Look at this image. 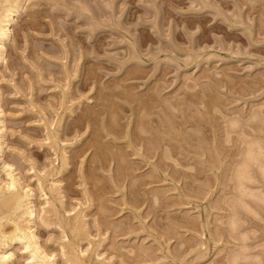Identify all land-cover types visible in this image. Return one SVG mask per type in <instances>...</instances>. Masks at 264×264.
Masks as SVG:
<instances>
[{
    "label": "rangeland",
    "instance_id": "1",
    "mask_svg": "<svg viewBox=\"0 0 264 264\" xmlns=\"http://www.w3.org/2000/svg\"><path fill=\"white\" fill-rule=\"evenodd\" d=\"M84 1L97 11L95 19L87 12L80 15L77 0H68L71 6L66 8L61 2L25 0L26 7L11 26V37L6 43L7 58L0 64L3 111L0 118L6 120L7 130L0 180L9 179L10 168L4 165L6 162L23 185L33 189L32 199L37 210L49 207L44 203L52 197L49 188L55 183L64 206L59 202H54V206L64 213L62 215L68 218L70 214L85 212L82 215L91 242L84 241L75 249L78 247L79 254L82 251L90 254L97 247L95 251L105 264H235L237 257L238 260L241 257L238 264H264V178L257 167L250 165L257 183L244 184L256 197L250 196V192L249 195L243 193L244 196L234 182V170L243 159L240 153L247 149L246 145L249 147V141L259 140L264 152V0H113L115 14L111 20L121 23L116 27L106 25L109 18L105 13L107 0ZM34 19L36 26H32ZM19 20L29 23L26 29L18 30ZM91 20L101 28L94 29ZM66 72L69 75H65ZM156 88L160 92L156 90L155 94ZM117 89L122 90V94ZM65 92L69 93L66 94L68 98ZM127 92L131 102L127 100ZM204 92L217 100L214 98L206 105L201 97ZM102 93L106 95L101 96ZM189 95L198 96L194 98L197 101H191ZM158 96L162 97L160 104H153V110L152 104L147 106L149 116L145 111L146 118L142 120L146 129L156 134L153 138L159 141L152 139L153 142L143 134L147 136V144L141 134L136 138L135 123L139 120L140 107L137 110L135 106L139 100L141 103L147 101V105L151 98ZM32 100L37 109L33 108ZM111 102L114 108L116 105L119 108L116 111L121 128L117 137L107 133L106 128V106H111ZM179 104L182 110H171L170 105ZM41 107L46 110L43 112ZM90 108L99 111V118L91 116L94 111ZM89 116L99 119L96 121L98 130L93 122H85ZM81 118L84 119L82 123ZM159 119L163 129L157 124ZM45 120L52 123L49 128L59 138L57 150L55 146L52 150L44 145L47 143L44 141ZM179 124H182V132L178 130ZM189 124L204 132L196 128V134ZM164 129L169 132L164 133ZM227 133L229 142L222 143ZM95 135L103 144L124 150L130 167L133 165L135 169L131 167L132 171L116 177L117 163L113 153L106 154L105 162L94 157L97 156L95 149L89 144ZM205 137L208 142L199 140ZM129 140L133 141L131 147ZM206 143L212 149L207 151ZM128 148L133 149L134 154ZM164 149L169 154L172 150L177 154L168 156L163 153ZM64 155L68 159L67 166L61 168ZM45 170L54 174L45 184V192L49 191L46 196L37 182ZM92 172L100 178L101 184H106V189L101 184L93 189L89 180ZM128 175L136 178L135 182L139 181L135 183ZM156 197L159 198L156 200ZM100 201H104L103 205L110 212L101 213ZM231 201L232 207L236 206L233 209L228 205ZM106 216L110 218L104 219ZM233 219L240 224L234 226ZM181 220L188 222H184L185 225ZM41 223L38 220L36 227L39 243L48 251L46 253L55 254L58 264H65L59 257V241L73 242L71 234L66 231L64 235L63 229L46 228ZM170 231L175 232L171 237ZM96 242L102 243L100 247L94 245ZM117 248L119 251H115ZM137 249L141 251L138 253ZM10 251L15 254L13 264H31L21 245ZM197 254L204 257L199 260Z\"/></svg>",
    "mask_w": 264,
    "mask_h": 264
},
{
    "label": "bare ground",
    "instance_id": "2",
    "mask_svg": "<svg viewBox=\"0 0 264 264\" xmlns=\"http://www.w3.org/2000/svg\"><path fill=\"white\" fill-rule=\"evenodd\" d=\"M25 0H0V64L4 61V60H6V58H7V48H6V43L10 40V37H11V26H12V24L14 23V22H16V19H17V17H18V15H20L21 14V12H22V10H23V8L24 7H26V5L24 6V4H23V2H24ZM46 1V3L47 2H50V3H56V4H58L59 2H61L62 4H63V7H65L66 8V6H68V5H70V4H68L67 2H68V0H45ZM78 2H79V5H78V7H76L77 8V10H79L80 12H81V14L80 15H82V13L83 14H85L86 12L87 13H89L90 14V17H91V19H95V17H96V14H97V11L96 10H92L91 9V7L84 1V0H77ZM60 3V4H61ZM33 5H35V4H32V6ZM71 6V5H70ZM70 6L68 7V8H70ZM206 6V5H205ZM30 7H31V5H30ZM59 8V7H58ZM72 8H74V7H72ZM29 9V8H28ZM74 10H75V8H74ZM76 10V11H77ZM99 10V9H98ZM103 10V9H102ZM104 11V10H103ZM105 13L107 14V15H109V18H108V21H107V24L106 25H113L114 27H116L117 25L118 26H121L120 24L121 23H113V21L111 20V18H112V16L115 14V8H114V1L113 0H107V4H106V7H105ZM99 15V14H98ZM87 17H89L88 16V14L86 15ZM101 16V15H100ZM33 17V16H32ZM86 17V18H87ZM89 17V18H90ZM107 17V16H106ZM37 18V17H36ZM35 18V19H36ZM34 19V23H32V26H36V24H35V22H36V20ZM38 19V18H37ZM26 20V19H25ZM30 20V19H29ZM20 21V20H19ZM92 21V20H91ZM28 22V21H27ZM92 22H94V21H92ZM115 22V21H114ZM19 23V22H18ZM106 23V22H105ZM105 23H104V25H105ZM103 24V23H102ZM29 25V23H26L24 20H22V21H20V23H19V26H18V30H24V29H26L27 28V26ZM262 25V24H261ZM264 25V24H263ZM93 27H94V29H96V28H98V29H100L101 28V25L99 24V23H97V22H94L93 23ZM114 27H112V28H114ZM31 28V27H30ZM39 28V27H38ZM37 28V29H38ZM103 28V27H102ZM104 28H106V27H104ZM109 28H111V27H109ZM33 29H34V27H33ZM124 29V28H123ZM17 30V31H18ZM116 30V29H115ZM119 30V29H118ZM61 31V30H60ZM22 32V31H21ZM128 32V31H127ZM19 33V32H18ZM144 35H146V34H144ZM15 36V35H14ZM17 36V35H16ZM18 37V36H17ZM146 38H148L147 36H146ZM16 39V38H15ZM130 39V38H129ZM128 39V40H129ZM79 41V40H78ZM136 41V40H135ZM80 42V41H79ZM142 42V41H141ZM134 43V42H133ZM132 44V43H131ZM134 47V46H133ZM82 57V56H81ZM67 70V69H66ZM65 70V71H66ZM93 70H95V69H93L92 68V71ZM64 71V72H65ZM92 71L90 72V71H88L87 70V72H90V73H92ZM87 72H86V74H87ZM95 72V71H94ZM68 72H66V74L65 75H69V74H67ZM89 75H91V74H89ZM86 77V76H85ZM68 78H70V77H68ZM88 79V81H89V79L91 80L92 79V77H90V78H87ZM87 79H85L86 81H87ZM259 81V80H258ZM97 82H98V79H97ZM257 82V81H256ZM255 82V83H256ZM86 83V82H85ZM88 83H90V82H88ZM87 84V83H86ZM96 84H98V83H96ZM116 84V83H115ZM258 84V83H257ZM118 85V84H117ZM122 85V84H121ZM120 86V85H119ZM117 87V86H116ZM159 87V86H158ZM113 88H114V86H113ZM118 88H120V87H118ZM112 89V88H111ZM116 89V88H115ZM121 89H122V87H121ZM118 91H120L119 89H117ZM123 90V89H122ZM121 90V91H122ZM157 90V92H160V89H155L154 90V92ZM0 91H1V89H0ZM33 91V90H32ZM115 91V90H114ZM120 91V94H122V92ZM125 91V90H124ZM68 92V91H67ZM67 92H65V96L68 98V96L66 95V94H69V93H67ZM126 92V91H125ZM154 92L152 93V94H154ZM207 92H210L209 90L207 91ZM110 93V92H109ZM114 93H116V91L114 92ZM117 93H119V92H117ZM205 93V92H204ZM212 93V92H211ZM103 95H101V96H104V95H106L105 93H102ZM113 94V93H112ZM123 94H124V92H123ZM130 94V93H129ZM155 94H156V92H155ZM32 95V94H31ZM109 95H111V93L109 94ZM116 95V94H115ZM125 95L128 97V99L127 100H129V96H128V92L127 93H125ZM124 95V96H125ZM201 95H204V96H201L202 97V99H207V101H204V100H202V99H200V100H202V102H205V104H206V102H208L209 104L210 103H212L213 101V99L214 98H216V97H213L210 93H205V94H201ZM70 96V95H69ZM118 97H120L119 96V94L117 95ZM124 96H122V98L124 97ZM131 96V95H130ZM134 96V95H133ZM132 96V97H133ZM153 96V95H152ZM157 96V95H156ZM190 96V100L191 101H197V100H195V99H198V96H195V95H192V97H191V95H189ZM100 97V96H99ZM106 97V96H105ZM109 97V96H108ZM110 97H112V96H110ZM113 97H114V94H113ZM131 97V98H132ZM149 97H151V94H150V96ZM153 97H155V96H153ZM200 97V98H201ZM115 98V97H114ZM113 98V99H114ZM121 98V97H120ZM133 98H135V97H133ZM137 98V97H136ZM135 98V99H136ZM195 98V99H194ZM63 99H66V98H63ZM112 99V100H113ZM123 99H125V97L123 98ZM134 99V100H135ZM147 99H148V97H147ZM146 99V100H147ZM161 99H162V97H159L158 96V98H151V100H150V98H149V100L151 101L150 103H147V105H146V102H143V103H141V101H140V103H139V101L137 102L138 104H136L137 106H135L136 108L138 107H140V109L138 110V108H137V112H138V114H139V120H137L138 121V123H137V121H136V123H135V125L137 126V132L134 130V128L136 127H134L133 128V130L136 132V134H137V136H136V138L137 137H140V134L144 137L145 135H143V134H146V135H148L150 138V140H152V139H154L153 137L156 135H153V132L151 133V131H149V129L147 128L146 129V125H145V122L142 120V119H145L146 118V113L148 112V111H146V110H148L146 107L147 106H150V104H155V106H156V103H158V104H160V101H161ZM67 100V99H66ZM66 100H65V102L64 103H66ZM101 100H102V98H101ZM106 100V99H105ZM126 100V99H125ZM131 100V99H130ZM129 100V102H131ZM133 100V101H134ZM149 100H148V102H149ZM215 100H217V98L215 99ZM64 101V100H63ZM103 101V100H102ZM102 101H101V103H100V106H102ZM110 101V100H109ZM132 101V102H133ZM1 102H2V96H1V94H0V117L1 116H3V111L1 110ZM68 102V101H67ZM136 102V101H135ZM134 102V103H135ZM164 102L166 103H169L168 102V100H164ZM32 106H33V108H36V106L34 105L35 104V102L32 100ZM31 103H29L30 105H31ZM63 103V104H64ZM72 103V102H71ZM71 103H70V105H71ZM76 102H74L73 103V105L75 104ZM81 103V102H80ZM99 103V102H98ZM103 103H107V102H103ZM110 103V102H109ZM62 104V105H63ZM111 106L109 105V106H106V107H108L107 108V114H108V119H107V126H106V128L108 129V131L109 132H107V133H109V134H111V135H119V133H120V128H121V126H120V124H119V114H118V112L116 111V109H119V108H117V105H116V108H114V106H115V104L114 103H112L111 102ZM170 104V103H169ZM214 104V103H213ZM65 105V104H64ZM81 105H82V103H81ZM98 105V104H97ZM107 105H108V103H107ZM142 105V106H141ZM152 105H151V107H152ZM207 105V104H206ZM69 106V105H68ZM68 106H67V108H68ZM74 106H76V105H74ZM105 106V105H104ZM181 106L182 105H170V108H171V110H173V108H175V109H181ZM38 107V106H37ZM63 107V106H62ZM70 107V106H69ZM168 107V106H167ZM42 108V107H41ZM64 108V107H63ZM98 108V107H97ZM100 108V107H99ZM98 108V109H99ZM103 108V107H102ZM153 108H154V105H153V107H152V110H153ZM157 108V107H156ZM37 109V108H36ZM91 109V108H90ZM104 109V108H103ZM207 109H209V108H207L206 107V110ZM212 109V108H211ZM31 110H34V109H31ZM42 110H43V112H44V110H46V109H44V108H42ZM70 110V109H69ZM93 109H91V111H92ZM101 110V109H100ZM106 110V109H105ZM150 110V109H149ZM182 110V109H181ZM180 110V111H181ZM37 111V110H36ZM40 111V110H39ZM64 110H62V112H63ZM68 111V110H67ZM94 111V110H93ZM102 111H104V110H101L100 112H102ZM145 111H146V113H145ZM174 111V110H173ZM176 111V110H175ZM209 111V110H208ZM38 112V111H37ZM36 112V113H37ZM209 112H211V111H209ZM34 113H35V110H34ZM67 113H69V112H67ZM87 113V112H86ZM88 113H90V111L88 112ZM103 113V112H102ZM63 114H64V112H63ZM71 114H73V113H71ZM92 114H94V116L95 115H97V117H98V115H100V113H99V111L98 110H96V111H94V112H92L91 113V116H93ZM137 114V115H138ZM149 114V112L147 113V115ZM82 115V114H81ZM80 115V116H81ZM85 115V114H84ZM88 115V114H87ZM103 115V114H102ZM101 115V116H102ZM151 115V114H150ZM86 116V115H85ZM85 116H83V117H85ZM149 116V115H148ZM173 116V115H172ZM64 117V116H63ZM137 117V118H138ZM46 118V117H45ZM44 118V119H45ZM61 118V117H60ZM99 118V117H98ZM148 118H150V117H148ZM183 118V117H182ZM2 118H0V162L2 161V157H3V155H4V149H3V145L6 143V133H7V130H6V120L5 119H3V120H1ZM64 118H62L61 120H63ZM80 119V118H79ZM78 119V120H79ZM154 120H155V118H153ZM88 122H93V124H94V126H95V128L97 127L98 128V126H96V125H98L97 123H96V121L98 120V122H99V119H97L96 120V118L95 117H93V118H90V116L89 117H86V119H85V122L86 123H88ZM148 119H146V121H147ZM152 120V119H151ZM157 120V119H156ZM160 120V121H159ZM158 120V125L160 126V128L161 129H163V122L161 121V119H159ZM82 121H84V119L82 120V118H81V123H82ZM45 126H44V128H45V130H46V137H45V142H47L46 144H44V145H47V147H48V145L52 148V150H53V146H58V143H57V141L59 142V138H58V136H56L55 135V132L54 131H51V129L49 128V125L51 124L52 125V123H50V124H48V122H50V121H46L45 120ZM80 122V121H79ZM78 122V123H79ZM148 122V121H147ZM146 122V123H147ZM150 122V121H149ZM154 122V121H153ZM195 122H199V121H195ZM61 123V122H60ZM156 123V122H155ZM165 123V122H164ZM184 123H186V121L184 122ZM188 123V122H187ZM187 123H186V125H187ZM76 124V123H75ZM92 124V125H93ZM50 125V126H51ZM77 125V124H76ZM80 125V124H79ZM82 125V124H81ZM91 125V126H92ZM147 125H150V124H147ZM158 125L157 126H155V127H158ZM185 125V124H184ZM90 126V127H91ZM189 126H191L190 124H189ZM52 127V126H51ZM60 127V126H59ZM150 127V126H149ZM166 127V126H165ZM180 127H182V124H179V129L178 130H180L181 132H182V128H180ZM192 127V129H194L193 131L196 133V128H198L201 132H204V131H202V128H200V127H198V126H191ZM95 128H93V129H95ZM96 128V129H97ZM152 128H154V126H152ZM167 128V127H166ZM59 130H60V128H58ZM157 129H159V128H157ZM185 129V128H184ZM98 130V129H97ZM97 130H95V131H97ZM160 130V129H159ZM104 131H106V129L104 130ZM122 131V130H121ZM158 131V130H157ZM161 131V130H160ZM166 130L164 129V133H166V132H169V130L168 131H166ZM184 131V130H183ZM58 132V131H57ZM180 132V133H181ZM263 132V131H262ZM98 133V132H97ZM121 133H123V132H121ZM170 133H172V132H170ZM185 133H188V132H185ZM191 133V132H190ZM59 134V133H58ZM93 134H95L94 133V131H93ZM128 134V133H127ZM135 134V135H136ZM167 134V133H166ZM189 134V133H188ZM197 134V133H196ZM98 135V134H97ZM121 135H123V134H121ZM135 135H134V137H135ZM150 135H153V136H150ZM229 133H227V137L225 138V140H223V142L222 143H227V142H229ZM258 135V134H257ZM96 136V135H95ZM99 136H100V134H99ZM99 136H96L92 141H91V144H89V146L91 145L92 146V149L94 148L95 149V151L94 152H96V155L97 156H94L95 158L97 157V158H102V161H106L107 159H106V154H108V152H111V153H113L114 154V157H115V159H116V163H117V175L115 174V176L116 177H119V176H124L125 175V173L127 172V173H129V171H132L133 170V168H134V166L132 165L131 167H133V168H131L130 167V164H129V162L127 161V157H126V152H124V150H122V149H117V148H115L114 146H109V145H107V144H103L101 141H100V139H98L99 138ZM116 136V137H117ZM167 136V135H166ZM172 136H174V134L172 135ZM263 136H264V134H263ZM122 137H124V136H122ZM128 137V136H127ZM152 137V138H151ZM169 137V136H168ZM170 137H171V135H170ZM179 137V136H178ZM178 137H177V139H178ZM130 138V137H129ZM142 138V137H141ZM145 138V137H144ZM146 138H147V136H146ZM143 139V141H144V143L147 141V139ZM181 138V137H180ZM243 139H244V136L242 137ZM241 138V139H242ZM252 138H254V137H252ZM128 139V138H127ZM148 139V140H149ZM171 139V138H170ZM175 139V138H174ZM176 139V140H177ZM240 139V140H241ZM134 140V139H133ZM141 139L139 138V141H140ZM156 140V138L154 139V141ZM171 140H173V139H171ZM175 140V141H176ZM199 140H202V141H204V142H208V141H206V137L205 138H202V139H199ZM246 140V139H245ZM251 140V139H250ZM130 141V140H129ZM153 141V140H152ZM153 141V142H154ZM157 141H159V140H156V142ZM174 141V140H173ZM179 141V140H178ZM183 140H180V143L182 142ZM186 141V140H185ZM188 141V140H187ZM248 141V140H247ZM247 141H245L246 143H247ZM259 140H254V141H252V142H250L249 141V147L246 145V150L245 151H243V152H241L240 154H243L242 156H243V159H242V163L240 164H238L237 165V168H235V175H234V177L236 178L235 180H234V182H235V185L237 186V187H239V190L241 191V193L243 194V193H247L248 192V195H249V192L250 191H248V189L249 188H247V186L244 184L245 182H249V185H251L250 183H252V184H255V183H257V182H255V179H254V177L251 175L252 174V170H250L251 168H250V165H254L255 167H257L258 168V170H259V174H262L261 175V177L262 178H264V157H263V151H262V148H261V142L259 141ZM135 142V141H134ZM152 142V143H153ZM136 143H139L138 141H136ZM136 143H134V144H136ZM147 144L149 143V141L148 142H146ZM159 143V142H158ZM161 143V142H160ZM178 143V142H177ZM183 143V142H182ZM202 143V142H201ZM241 143H243L244 144V141H242ZM156 144V143H155ZM154 144V145H155ZM164 144V143H163ZM186 144H188V143H186ZM209 144V143H208ZM43 145V144H42ZM41 145V146H42ZM44 145H43V147H44ZM116 145V144H115ZM133 145V141H130V147ZM145 145V144H144ZM165 145V144H164ZM204 145V144H203ZM206 145H207V143L204 145V147H206ZM223 145V144H222ZM40 146V145H39ZM40 146V147H41ZM127 146H128V143H127ZM159 146V145H158ZM161 146V145H160ZM168 146V145H167ZM210 146V145H209ZM244 147H245V145H243ZM49 147V148H50ZM54 147V148H55ZM146 147H148L147 145H146ZM166 147V146H165ZM207 147H208V145H207ZM206 147V148H207ZM42 148V147H41ZM89 148V147H88ZM91 148V147H90ZM120 148V147H119ZM124 148V147H123ZM169 148H170V146H169ZM209 148H211V147H208V149H207V151L209 150ZM58 148L56 147V150H57ZM128 149H131V148H128ZM147 149V148H146ZM212 149V148H211ZM132 151H133V149H131ZM149 150H150V148H149ZM165 150V152H163L164 154H168V156L170 155V154H172V153H175V152H173V150H172V153H170L169 154V151L168 150H166V149H164ZM169 150H171V148L169 149ZM174 150H175V148H174ZM177 150V149H176ZM175 150V151H176ZM218 150V149H217ZM146 151V150H145ZM178 151V150H177ZM213 151V150H212ZM136 152V151H135ZM147 152V151H146ZM149 152V151H148ZM151 152V151H150ZM149 152V153H150ZM211 152V151H210ZM208 153V152H207ZM65 154V153H64ZM133 154H134V151H133ZM148 154V153H147ZM177 154V152L175 153V155ZM128 155V154H127ZM163 155V154H162ZM164 156V155H163ZM163 156H161V157H163ZM171 156H173V154L171 155ZM93 157V158H94ZM169 158V157H168ZM166 159V158H165ZM171 159V157L169 158V160ZM67 156H63L62 157V164L61 165H63V166H61V168H63V167H65V166H67ZM101 160V159H100ZM168 160V159H167ZM172 160H174V159H172ZM178 160H179V158H178ZM95 161H97V160H95ZM101 161V162H102ZM104 162H102V163H104ZM173 162V161H172ZM175 163V162H174ZM163 164H164V167H165V163L163 162ZM167 164V163H166ZM4 165L5 166H8L9 168H10V171L7 173V177H9V179H5V180H0V264H13L14 263V259H15V254L13 253V252H11L10 250H11V248L12 247H14V246H16V245H21V247H22V249L27 253V255L29 256V258H30V263L31 264H58V261H56V257H55V254H48V253H46V252H48L46 249H44L43 248V246L39 243V241H38V234H37V232H36V227H37V221L38 220H41V224H43V226L44 227H46V228H50V227H52V226H56V227H59L60 229H63L62 230V234H64V233H66V231H69L68 233L69 234H71V236H72V238H73V242H70V241H65V242H62V240L61 241H59L60 242V245H59V248H60V256L59 257H61V260H62V262L63 263H65V264H105V263H103V261H101V255L98 253V251H95V249L97 248V247H94L95 249L90 253V254H84V252L82 251L81 252V254H79L77 251H79V250H76V249H78V247L81 245V243L82 242H84V241H88V243L89 242H91L90 241V234H89V230H87V223L85 222V220L86 219H84L85 217H84V215H82V213L84 214L85 212H80V213H77L76 215H71V217H70V215H69V217L68 218H66V216L65 215H62V214H64V213H60V211L57 209V207L56 206H54V202H59V203H61V206H64L63 205V203H62V201H61V196H60V191H58V187H56V186H54V184L55 183H53L52 182V184H51V186H50V184H49V186H50V188H49V191L47 190L46 192H49V194L51 193V195H52V197L51 198H49V199H46V201H45V205H49V207L48 208H45L44 206L42 207V208H40L39 210H37L36 209V207H35V205H34V203H35V201H33V199L32 198H34V194H33V189H31V188H26L25 187V185H23V183L21 182V178H19V177H17V176H15L14 175V172L12 171V166L11 165H7V163L6 162H4ZM168 165V164H167ZM177 164H175V166H176ZM168 166H170V165H168ZM185 166V165H184ZM253 166V167H254ZM167 167V166H166ZM185 167H187V166H185ZM61 168H60V170H59V172L61 171ZM66 168V167H65ZM64 168V169H65ZM191 168V167H190ZM135 169V168H134ZM193 169V168H192ZM257 170V171H258ZM56 171H58V170H56ZM68 171V170H67ZM92 171V170H91ZM90 171V172H91ZM233 171V170H232ZM234 171H233V173H234ZM55 172V171H54ZM64 172V171H63ZM116 172V171H115ZM177 174H178V172L177 171H175ZM197 172H200V171H197ZM261 172V173H260ZM183 173V172H182ZM56 174H57V172H56ZM62 174V173H61ZM131 174V173H130ZM134 174V173H133ZM132 174V175H133ZM200 174H201V172H200ZM41 176L43 175V174H40ZM58 175V174H57ZM63 175V174H62ZM88 175V174H87ZM186 175H187V173H186ZM36 176V175H35ZM39 176V175H38ZM37 176V177H38ZM51 176H54V174H53V171H48V170H45V172H44V175H43V177H38V179H37V182L39 181V185H40V187H38L40 190H41V192H43L44 193V195L46 196L47 195V193L45 192V184H47L50 180H49V178L51 177ZM90 176V175H89ZM194 176V175H193ZM197 176V175H196ZM258 176V175H257ZM128 177L130 178L131 176L130 175H128ZM145 177V176H144ZM144 177H143V179H144ZM190 177H191V175H190ZM198 177V176H197ZM233 177V178H234ZM85 178H87V177H85ZM119 178H121V177H119ZM123 178V177H122ZM199 178V177H198ZM201 178V177H200ZM127 179V178H126ZM131 179H133L132 181H134V179H136V178H134V177H131ZM130 179V180H131ZM139 179H141V178H139ZM228 179V178H227ZM232 179V178H231ZM230 179V180H231ZM89 180H90V184L92 183L93 184V189L95 188V187H97L98 186V184H101V180H100V178L98 179V176H96V174H95V172H94V174H93V172H92V175L90 176V178H89ZM88 180V181H89ZM116 180V179H115ZM119 181H120V179H118ZM197 180V179H196ZM206 180V179H205ZM208 180V179H207ZM233 180H232V182H233ZM87 181V180H86ZM122 181H124V179L123 180H121V182ZM137 182L139 181V180H136ZM140 181H142V180H140ZM146 181V180H145ZM257 181V180H256ZM264 181V180H263ZM262 181V182H263ZM85 182V181H84ZM100 182V183H99ZM135 182V181H134ZM137 182H135V183H137ZM87 183V182H86ZM116 183H118V182H116ZM140 183V182H139ZM146 183V182H145ZM204 183V182H203ZM207 183V182H206ZM209 183V182H208ZM207 183V184H208ZM140 184H143V182L142 183H140ZM247 184V183H246ZM56 185V184H55ZM95 185H97V186H95ZM103 185V187H105L106 186V184L105 183H103V184H101V186ZM132 185V184H131ZM134 185V184H133ZM133 185H132V188H133ZM138 185V184H137ZM185 185H187L186 183H185ZM95 186V187H94ZM117 186V185H116ZM136 185H134V187H135ZM143 186V185H142ZM189 186V185H188ZM191 186V185H190ZM235 186V187H236ZM100 187V186H99ZM137 187H141V186H137ZM136 188V187H135ZM134 188V189H135ZM97 189V188H96ZM100 189V188H99ZM105 189H106V187H105ZM104 189V190H105ZM133 189V190H134ZM235 189V188H234ZM95 190V189H94ZM103 190V189H102ZM103 190V191H104ZM137 190V189H136ZM136 190H134L135 191V193H138ZM236 190L238 191V189L236 188ZM131 191V190H130ZM192 191V190H191ZM240 191H238V192H240ZM98 192V194H99V192L100 191H97ZM238 192H236L237 194H238ZM241 193H240V195L239 196H241ZM93 194V193H92ZM101 194V193H100ZM63 195V194H62ZM88 195V194H87ZM95 195V194H94ZM134 195H139V194H133V196ZM153 195H154V193H153ZM158 194H155V196H157ZM244 195V194H243ZM253 195H255V194H252V192H250V196H253ZM93 196V195H92ZM97 196V195H96ZM96 196H94V197H96ZM245 196V195H244ZM139 197V196H138ZM159 197H160V195H159ZM158 197V198H159ZM253 197H256V196H253ZM46 198V197H45ZM48 198V197H47ZM133 199H134V197H132ZM136 198V197H135ZM157 197H156V200L158 199ZM222 198H223V196H222ZM226 198V197H225ZM233 198H235V197H233ZM92 199V198H91ZM90 199V200H91ZM94 199H97V197L96 198H94ZM138 200H139V202H140V200L141 199H139V198H137ZM224 199V198H223ZM238 199H240V198H238ZM259 199V198H258ZM155 200V199H154ZM153 200V201H154ZM235 200V199H234ZM233 200V201H234ZM86 201H87V199H86ZM95 201H97V200H95ZM134 201V200H133ZM135 201H136V199H135ZM153 201H152V203H153ZM160 201V200H159ZM162 201V200H161ZM222 201V200H221ZM235 201H238L237 200V198H236V200ZM256 201H258V200H256ZM89 202V201H88ZM87 202V203H88ZM104 202V201H103ZM103 202H101L100 201V203L98 204V206L100 205V211H101V213H104L105 214V212H106V207L103 205L104 203ZM132 202V201H131ZM156 202H158V201H156ZM155 202V203H156ZM232 202V201H231ZM58 203V204H59ZM89 203H91V202H89ZM137 203V205H138V202H135V204ZM142 203V202H141ZM154 203V204H155ZM159 203V202H158ZM93 203H91V205H92ZM164 204V203H163ZM233 205V202L232 203H228V205L229 206H231L232 207V205ZM235 204V203H234ZM236 204H238V203H236ZM235 204V205H236ZM240 201H239V206H240ZM244 203L242 202V205H243ZM43 205V204H42ZM153 205V204H152ZM157 205V204H156ZM158 205H160V204H158ZM162 205V204H161ZM160 205V206H161ZM226 205H227V203H226ZM246 205V204H245ZM60 206V205H59ZM61 206L59 207V208H61ZM87 206H89V204H87ZM155 206V205H154ZM165 206V205H164ZM47 207V206H46ZM85 207H86V205H85ZM84 207V208H85ZM97 207V206H96ZM233 207H236V206H233ZM233 207H232V209H233ZM99 208V207H98ZM162 208H164L163 206H162ZM87 209V208H86ZM85 209V210H86ZM89 209V208H88ZM235 209V208H234ZM61 210H63V209H61ZM83 209H81V211H82ZM99 210V209H98ZM108 212H110L109 210H107ZM249 210H247V212H248ZM67 212V211H66ZM66 214V213H65ZM97 214H100V212H98ZM107 215V214H106ZM67 216H68V214H67ZM103 216H105V215H103ZM102 216V217H103ZM107 216H110V215H107ZM104 217V219H106V218H110V217ZM159 218V217H158ZM103 219V218H102ZM177 219V218H176ZM183 219V218H182ZM100 220V219H99ZM157 220H159V219H157ZM234 220V219H233ZM237 220V219H236ZM239 220V219H238ZM96 221H98V220H96ZM102 221V220H101ZM176 221H180V219L179 220H176ZM182 221V220H181ZM232 221V220H231ZM230 221V222H231ZM235 221V220H234ZM233 221V222H234ZM240 221V220H239ZM100 222V221H99ZM99 222H96V223H99ZM183 222V221H182ZM185 222V221H184ZM183 222V224H185V223H187L188 221H186L185 223ZM232 222V223H233ZM236 222V221H235ZM102 223V222H101ZM101 223H100V225H101ZM106 223V222H105ZM237 223L238 222H236L235 224H234V226H237ZM161 224V223H160ZM178 224H181L180 222L178 223ZM182 224V225H183ZM240 223H238V225H239ZM109 225V224H108ZM113 225V224H112ZM186 225V224H185ZM189 225V224H188ZM98 226H99V224H98ZM162 226V225H161ZM165 226V225H164ZM231 226H233V225H231ZM55 227V228H56ZM102 228L104 227L105 228V225L104 226H101ZM109 227V226H108ZM163 227V226H162ZM168 226H166V228H167ZM107 228V227H106ZM109 228H111L110 230L112 231V227H109ZM160 226H159V231H160ZM166 228L164 227V229L166 230ZM115 229V228H114ZM122 229V228H121ZM169 230H171L170 228H168ZM101 230V229H100ZM108 230V229H107ZM117 230V229H116ZM123 230V229H122ZM61 231V230H60ZM161 231H163L164 232V230L163 229H161ZM116 232V231H115ZM114 232V233H115ZM167 232V231H166ZM165 232V233H166ZM172 232H174V231H170V237H171V235L173 236L174 235V233L172 234ZM113 233V234H114ZM68 234V235H69ZM64 235H66V234H64ZM63 235V236H64ZM118 234H117V232H116V236H117ZM166 235H169V232H168V234H166ZM177 236V235H176ZM176 236L175 237H172V238H176ZM211 236H212V234H211ZM63 238V237H62ZM72 238H71V240H72ZM177 238H179V236L177 237ZM181 238V237H180ZM64 240H65V237H64ZM93 240V239H92ZM100 240V239H99ZM98 240V241H99ZM104 240H105V238H104ZM108 240V239H107ZM181 240V239H180ZM179 240V241H180ZM51 241V240H50ZM101 241H103V239L101 240ZM178 241V242H179ZM58 242V241H57ZM62 242V243H61ZM100 242V241H99ZM104 242V241H103ZM85 243H87V242H85ZM93 243V242H92ZM105 243V242H104ZM112 243H114V242H112ZM58 244V243H57ZM91 244V243H90ZM99 245V247H100V245L102 244V243H97L96 242V244H94V245ZM54 245V244H53ZM76 245L78 246L76 249H75V247H76ZM113 245V244H112ZM115 245V244H114ZM113 245V246H114ZM90 246H92V245H90ZM81 247V246H80ZM79 247V248H80ZM89 247V246H88ZM119 248H117V250H115V251H119L118 250ZM140 249V248H139ZM139 249H137L138 250V253L142 250V248H141V250H139ZM91 250V249H90ZM97 250V249H96ZM168 250V249H167ZM179 250H180V248H179ZM86 251H88V250H86ZM130 251V250H129ZM133 252V251H132ZM135 252H137L136 251V249H135ZM85 253H87V252H85ZM88 253H89V251H88ZM117 253V252H116ZM120 253V252H119ZM119 253H117V254H119ZM129 253H131V252H129ZM138 253H136V255L138 254ZM177 253V252H176ZM171 254V253H170ZM178 254V253H177ZM199 254V253H198ZM197 254V255H198ZM201 255V254H200ZM119 256V255H118ZM235 256V255H234ZM233 256V257H234ZM197 257H199V260H200V258L201 257H204L203 255H201V256H197ZM169 258V257H168ZM231 258V257H230ZM238 258V257H237ZM236 258V260L234 259V261L235 262H239V260H240V258H239V260ZM171 260H173V258L172 259H170V261ZM198 260V259H197ZM189 261V260H188ZM228 261V260H227ZM191 262V261H190ZM232 262H233V259H232ZM238 262L237 263H235V264H238ZM229 264H231V262H228ZM234 263V262H233ZM232 263V264H233ZM112 264V263H111ZM192 264V263H191Z\"/></svg>",
    "mask_w": 264,
    "mask_h": 264
}]
</instances>
